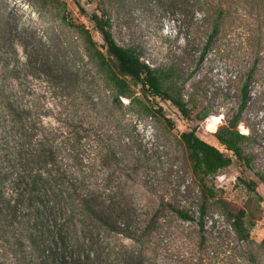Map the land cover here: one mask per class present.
I'll return each instance as SVG.
<instances>
[{
	"label": "trees",
	"instance_id": "1",
	"mask_svg": "<svg viewBox=\"0 0 264 264\" xmlns=\"http://www.w3.org/2000/svg\"><path fill=\"white\" fill-rule=\"evenodd\" d=\"M160 1L168 3L173 18L184 5L180 0ZM75 4L103 38L98 45L88 28L70 21L102 75V93L72 81L80 69L62 71L58 59L41 47L0 68V264H208L214 250L207 247L202 216L215 196L208 177L231 164L228 151L264 181L252 151L243 146L264 132L245 115L250 103L264 112V79L256 96L252 94L264 59L260 37L240 75L243 65L234 64L231 78H241L239 102L211 129L219 145L202 138L196 127L181 133L200 179L202 202L197 220L186 209L166 203L183 220H195L199 226L196 248L186 249L179 258L165 248L170 237L157 229L160 217L136 213L125 188L113 183L116 171L120 178L125 175V163L108 137L111 129L104 125L102 111L122 106V98H127L147 114H163L158 101H169L191 119L184 85L185 75L195 67L186 61L194 57L198 64L212 50L223 53L219 40L230 15L264 16V0H204L195 9L193 38L187 39L179 60L159 65L144 59L140 49L117 43L104 10L89 12L80 0ZM133 84L140 86L143 99L135 95ZM210 112L203 104L196 117L204 119ZM241 181L248 190H257L258 181ZM223 214L237 239L248 243L247 258L255 261L244 210L225 208Z\"/></svg>",
	"mask_w": 264,
	"mask_h": 264
},
{
	"label": "rangeland",
	"instance_id": "2",
	"mask_svg": "<svg viewBox=\"0 0 264 264\" xmlns=\"http://www.w3.org/2000/svg\"><path fill=\"white\" fill-rule=\"evenodd\" d=\"M180 1L184 3L182 10L173 18L168 3L160 0H80L89 12L104 10L110 16L117 43L140 49L144 59L154 65L179 60L181 51L187 48V39L193 38L195 9L204 0ZM70 21L83 24L97 44H103L101 33L80 12L75 0H0V68L4 62L23 59L26 53L41 47L58 59L62 71L80 69L79 77L72 81H80L102 93V75L89 61L83 40ZM227 23L225 35L219 40L223 53L212 50L198 64L194 57L186 61L188 67H195L191 74L185 75L184 85L191 119L184 118L169 101H158L163 114H147L138 103L129 104L127 98H122V106L104 107L102 111L104 125L111 129L108 137L125 163V175L121 178L115 166L113 183L125 188L126 198L136 203V213H156L160 217L157 229L170 237L165 248L178 258L186 249H195L200 240L195 220L200 218L202 202L200 179L192 170L181 133L196 127L202 138L219 145L211 129L222 124L239 102L241 78H231L234 64L243 65L240 75L251 61L256 37H260L264 56V16L233 12ZM263 79L264 59L252 87L253 97L259 91L258 82ZM132 87L135 95L143 99L140 86ZM203 104L211 112L198 119L196 113ZM245 115L255 120L256 128H264V112L256 104L250 103ZM263 144L264 132L243 146L247 152L252 151L256 170L264 174ZM227 154L232 157L231 164L208 177L215 196L208 201L202 216L207 247L214 250L207 262L264 264V181H259L231 152ZM241 178L258 181L257 190H248ZM166 203L186 209L195 220H183ZM225 208L244 210L251 236L249 247L255 261L247 258L248 243L237 239L223 214Z\"/></svg>",
	"mask_w": 264,
	"mask_h": 264
}]
</instances>
